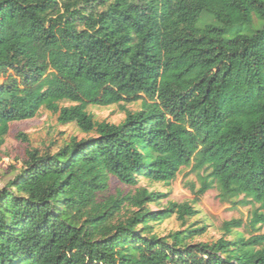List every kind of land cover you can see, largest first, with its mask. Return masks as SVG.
I'll list each match as a JSON object with an SVG mask.
<instances>
[{
	"label": "trees",
	"instance_id": "1",
	"mask_svg": "<svg viewBox=\"0 0 264 264\" xmlns=\"http://www.w3.org/2000/svg\"><path fill=\"white\" fill-rule=\"evenodd\" d=\"M137 101L118 125L88 112ZM42 110L92 136L26 150L0 192V264H264V0H0V149ZM187 167L210 170L195 202L217 184L260 205L249 239L192 244L194 225L159 238L154 224L198 211L151 212L165 195L146 189L98 199L109 177L168 185Z\"/></svg>",
	"mask_w": 264,
	"mask_h": 264
},
{
	"label": "rangeland",
	"instance_id": "2",
	"mask_svg": "<svg viewBox=\"0 0 264 264\" xmlns=\"http://www.w3.org/2000/svg\"><path fill=\"white\" fill-rule=\"evenodd\" d=\"M206 23L213 24L214 20L205 16L200 25ZM260 26L258 19L254 18L253 27L244 30V32L250 34ZM65 105L69 106V104ZM141 107V101H137L109 107L89 106L88 112L96 122L106 121L118 125L124 121L127 111H138ZM19 134H24L27 141L18 138ZM91 136L83 133L75 123L60 125L58 116L46 110H42L35 119L12 123L0 149V192L6 189L8 184L21 172L26 150L37 149L41 152L47 150L56 152L72 138L81 140ZM209 173L210 170L208 169L195 172L192 167H187L183 168L177 179L168 185L139 179L137 186L134 187L123 185L117 179L109 177L108 190L98 199L99 201H109L113 198L133 196L137 191L146 189L150 193L157 192L165 195L163 199L148 205L151 212L161 214L170 203H187L198 211V215L188 219L186 223H183L176 214H173L160 223L154 224L152 234L159 238H166L194 225L193 228L205 227V230L201 236L189 241L192 244L211 243L222 237H226L228 240L249 239L253 233L248 223L252 214L259 210L260 205L251 202L250 199H245L244 196L224 201L217 184H214L211 190L200 197L198 202H195L193 191H198L201 188L203 178L207 177ZM122 205L121 211L115 217L119 220L126 219L131 215L130 210L125 208L127 207L125 206L126 203L123 202ZM232 220H242L243 226L239 229H233L231 234L226 236L223 226ZM260 234H264V225L261 226Z\"/></svg>",
	"mask_w": 264,
	"mask_h": 264
}]
</instances>
